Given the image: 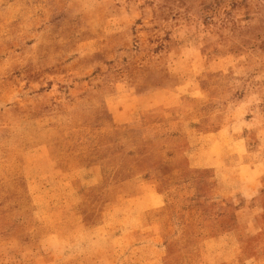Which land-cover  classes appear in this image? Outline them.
Here are the masks:
<instances>
[{
  "label": "rangeland",
  "instance_id": "1",
  "mask_svg": "<svg viewBox=\"0 0 264 264\" xmlns=\"http://www.w3.org/2000/svg\"><path fill=\"white\" fill-rule=\"evenodd\" d=\"M0 264H264V0H0Z\"/></svg>",
  "mask_w": 264,
  "mask_h": 264
},
{
  "label": "crops",
  "instance_id": "2",
  "mask_svg": "<svg viewBox=\"0 0 264 264\" xmlns=\"http://www.w3.org/2000/svg\"><path fill=\"white\" fill-rule=\"evenodd\" d=\"M205 167V166H204ZM246 168L244 167V170ZM258 168L249 167L248 173L252 175V178L248 180L249 186H246V190L239 191L237 194L238 196L242 198H248L254 196V202L252 205L247 204L246 206L239 207L237 219L238 224L240 225L238 230H234L230 233H227L226 235L220 236L212 241H215L216 243H220V249L214 250L212 249L211 255L214 258H219V261L222 262L223 259L230 254H233L235 252V247L240 245L241 237L242 235H249L252 233L251 231H254L256 227L258 226V215L255 211H253V208L256 207L258 204L257 200L260 196V189L257 187H254L255 184H257V173ZM221 170V168H220ZM221 173H225L223 170H221ZM224 175V174H223ZM254 182V185L251 182ZM251 190L248 191V190ZM138 193L136 195H132V199L137 202L145 203L149 208H158L161 205H163V200L161 198V195L158 194V192L150 185H140L137 188ZM254 191L256 194H253ZM251 193V195H250ZM237 196V195H236ZM252 201V202H253ZM255 205V206H254ZM253 212V213H252ZM214 251V253H213Z\"/></svg>",
  "mask_w": 264,
  "mask_h": 264
}]
</instances>
